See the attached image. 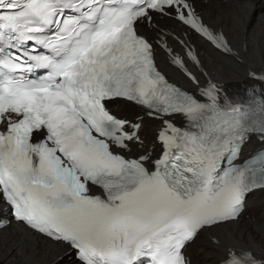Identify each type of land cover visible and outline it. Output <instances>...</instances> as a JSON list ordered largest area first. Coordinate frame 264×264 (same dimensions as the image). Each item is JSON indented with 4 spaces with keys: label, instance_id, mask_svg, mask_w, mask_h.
Wrapping results in <instances>:
<instances>
[{
    "label": "snow or ice",
    "instance_id": "1",
    "mask_svg": "<svg viewBox=\"0 0 264 264\" xmlns=\"http://www.w3.org/2000/svg\"><path fill=\"white\" fill-rule=\"evenodd\" d=\"M250 27L206 22L195 0H0V238L14 222L13 249L42 242L43 264H193L198 242L211 264H264V232L238 227L264 192ZM225 61L243 93L224 86Z\"/></svg>",
    "mask_w": 264,
    "mask_h": 264
},
{
    "label": "bare ground",
    "instance_id": "2",
    "mask_svg": "<svg viewBox=\"0 0 264 264\" xmlns=\"http://www.w3.org/2000/svg\"><path fill=\"white\" fill-rule=\"evenodd\" d=\"M197 10L201 13L206 22L216 24H229L231 17L240 15L244 17L245 23H250L249 28L250 37L255 34V39L259 41L258 44L250 43L248 58L252 60L257 66L260 65L261 60H264V0H249L247 9L241 7V0H195ZM245 11L250 13V16H245ZM234 43H239L240 32L239 29L233 28L229 32ZM199 47V42H197ZM202 59L205 66L211 68L216 61L215 57H211L210 49L203 48ZM161 68H166L165 61L162 57L158 59ZM222 67L218 72L222 76V82L225 87H235L248 81L244 71L237 68L230 62H221ZM167 74L174 78V81L186 82L179 74H174L172 70H166ZM216 76L217 72H213ZM252 143L247 144L242 154L246 151L253 150L260 145L252 146ZM247 208L244 217L241 219L239 229L252 233L259 237L264 232V192H255L248 197ZM2 215H0L1 217ZM21 230L17 229L14 224L9 232L0 238V264H26L28 259H34L37 264H43L46 256L44 254V245L42 242H37L36 251L30 247L27 249V255H21L13 249L12 240L18 239ZM204 247L202 242H198L189 250V255L193 260V264H211L212 256L210 253L201 251Z\"/></svg>",
    "mask_w": 264,
    "mask_h": 264
}]
</instances>
